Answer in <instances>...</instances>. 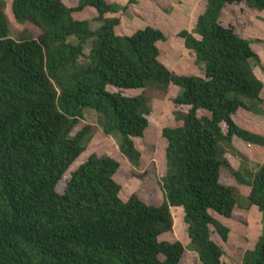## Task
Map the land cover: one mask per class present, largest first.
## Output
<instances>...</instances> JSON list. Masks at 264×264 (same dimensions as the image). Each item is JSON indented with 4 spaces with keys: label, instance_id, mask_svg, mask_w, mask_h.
<instances>
[{
    "label": "trees",
    "instance_id": "obj_1",
    "mask_svg": "<svg viewBox=\"0 0 264 264\" xmlns=\"http://www.w3.org/2000/svg\"><path fill=\"white\" fill-rule=\"evenodd\" d=\"M240 3L264 11V0H206L193 30L179 32L201 74L178 75L158 59L157 42L166 38L161 30L115 32L120 18L107 15L125 6L107 0H12L14 21L40 29L36 37L25 29L15 38L0 0V264H179L185 246L159 240L172 229L171 208L178 206L200 264H222L224 250L210 227L223 241L230 230L211 213L229 218L236 206L253 205L263 216L261 235L240 264H264V162L249 168L233 145L236 136L264 147L263 135L233 119L240 108L264 114V85L252 66L260 57L250 39L220 22L226 5ZM87 6L97 13L95 29L89 20L73 17ZM170 84L178 87L174 104L188 110L176 112L180 124L162 129L161 204L135 194L121 199L113 177L119 163L107 155L91 154L57 191L90 138V124L73 133L87 109L120 153L132 165L139 162L134 138L148 126L149 99L108 86L166 91ZM227 153L240 160L234 176L251 187L247 197L219 181Z\"/></svg>",
    "mask_w": 264,
    "mask_h": 264
},
{
    "label": "rangeland",
    "instance_id": "obj_2",
    "mask_svg": "<svg viewBox=\"0 0 264 264\" xmlns=\"http://www.w3.org/2000/svg\"><path fill=\"white\" fill-rule=\"evenodd\" d=\"M4 1L5 13L11 23L13 37L18 38L25 29L35 37L40 34V29L32 23L15 22L10 10L12 0ZM64 2H72V5H75L81 0H64ZM107 2L126 7L119 12L107 15L120 18L119 24L115 27V32L118 35H131L146 26L159 29L166 37L165 40L157 42L160 50L159 61L178 75L201 74L193 53L184 46L183 38L179 36V32L193 30L198 15L205 9L206 0H107ZM96 16L95 10L89 6L80 12L73 13L74 18L89 20L93 29L100 25L93 19ZM220 22L223 26L232 25L240 36L252 41V48L260 57V64L252 62L253 70L264 85V11L258 12L249 8L245 3L226 5L220 14ZM108 89L112 92L120 91L126 96L143 94L149 99L151 111L146 116L148 126L143 136L134 138L135 147L140 152L139 162L137 165H132L120 153L115 139L102 132L97 122L96 113L87 109L73 133L83 128L84 125L90 124L92 125L89 133L90 138L86 142L85 150L58 183L57 191L61 193L64 190L70 172L91 154L107 155L119 163L113 177L120 186L121 199L127 200L135 194L147 204H161L163 192L159 183L166 167V140L161 134L162 129L166 126L180 124L175 114L178 111L186 112L188 107L177 106L172 101L178 93V87L174 84H170L166 91L154 88L119 90L111 86H108ZM260 95L264 101V86ZM198 115L210 117L211 114L199 111ZM233 119L240 127L264 136V114H255L240 108L233 115ZM222 127L223 130H226L225 125L222 124ZM233 145L246 157V165L249 168L255 169L264 162V147L249 144L236 136L233 137ZM225 157L228 164L221 168L219 181L235 188L241 196L247 197L251 187L240 183L234 176V172L238 171L241 165L239 158L228 153L225 154ZM171 214L173 217L172 229L161 234L159 240L180 241L185 246L186 250L179 264H200L196 253L189 249L190 238L187 231L188 225L183 218V209L172 207ZM211 214L230 230L227 241H223L220 234L210 227L212 239L224 250L222 263L240 264L244 250L252 249L261 235L263 218L261 212L257 206L253 205L249 209L236 206L233 215L229 218L215 213Z\"/></svg>",
    "mask_w": 264,
    "mask_h": 264
},
{
    "label": "clouds",
    "instance_id": "obj_3",
    "mask_svg": "<svg viewBox=\"0 0 264 264\" xmlns=\"http://www.w3.org/2000/svg\"><path fill=\"white\" fill-rule=\"evenodd\" d=\"M113 88H115V87H113ZM116 89H118V88H116ZM119 90H121V89H119ZM124 90V89H123ZM65 177V176H64ZM63 178V177H62ZM68 178V177H67ZM178 207H180V206H178ZM182 208V207H181ZM173 226V225H172ZM171 231V230H170ZM168 232V231H167ZM164 233H166V232H164ZM163 234V233H162ZM197 255V254H196ZM222 259V258H221ZM223 264V263H222Z\"/></svg>",
    "mask_w": 264,
    "mask_h": 264
}]
</instances>
